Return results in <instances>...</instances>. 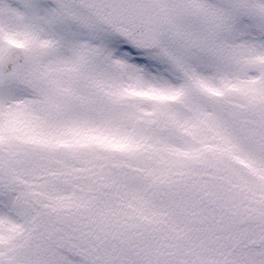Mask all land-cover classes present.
Returning <instances> with one entry per match:
<instances>
[{
	"label": "snow or ice",
	"instance_id": "snow-or-ice-1",
	"mask_svg": "<svg viewBox=\"0 0 264 264\" xmlns=\"http://www.w3.org/2000/svg\"><path fill=\"white\" fill-rule=\"evenodd\" d=\"M0 264H264V0H0Z\"/></svg>",
	"mask_w": 264,
	"mask_h": 264
}]
</instances>
